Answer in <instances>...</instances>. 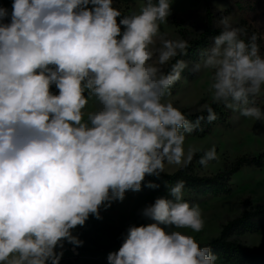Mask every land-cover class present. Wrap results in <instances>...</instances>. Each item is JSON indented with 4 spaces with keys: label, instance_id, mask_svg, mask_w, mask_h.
Instances as JSON below:
<instances>
[{
    "label": "clouds",
    "instance_id": "1",
    "mask_svg": "<svg viewBox=\"0 0 264 264\" xmlns=\"http://www.w3.org/2000/svg\"><path fill=\"white\" fill-rule=\"evenodd\" d=\"M170 14V0H148L131 16L113 0H13L10 13L0 7V264H59L57 247L65 240L82 246L72 230L90 215L99 219L102 205L141 191L145 177H159L166 164L191 162L196 149L186 153L184 141L193 127L162 102L186 64L176 60L167 73L162 66L186 55L189 43L150 47ZM220 24L214 46L201 53L203 67L214 70L213 99L264 120L259 107H247L264 85L258 36L241 39L244 30L227 16ZM93 97L102 107L86 115ZM215 157L213 147L199 163ZM184 188L178 180L169 188L173 199L144 207L152 222L130 226L108 264H215L209 247L167 230L203 228Z\"/></svg>",
    "mask_w": 264,
    "mask_h": 264
},
{
    "label": "rangeland",
    "instance_id": "2",
    "mask_svg": "<svg viewBox=\"0 0 264 264\" xmlns=\"http://www.w3.org/2000/svg\"><path fill=\"white\" fill-rule=\"evenodd\" d=\"M12 2L13 0H0V7L11 11ZM147 2L148 0H113V7L117 8L122 16H131L139 14ZM152 3H158V0H152ZM170 4L171 14L166 21L161 22L160 33L154 37L155 44L150 46L153 50L161 47L165 39L184 40L180 29L184 30L189 38H193L208 28H222L220 20L227 16L233 27L244 30L241 37L245 40L248 41L253 33L257 34L256 42L260 47V55L264 57V31L261 28L263 21L252 14L247 6L237 5L234 0H170ZM260 8L264 9L263 6ZM207 11L213 15L209 16ZM173 19L179 26L172 23ZM157 56L158 53L154 55L153 62ZM170 61L162 66L164 72ZM198 64L200 67L197 70ZM191 71L194 72L195 77L189 79L181 76L177 84L171 87L170 92L166 93L162 102H170L179 110H195L205 108L214 100L211 89L214 70L205 69L202 59L193 65ZM52 91L55 92V88ZM257 97L262 103V107L259 108L264 112V85L261 86V92ZM252 106H254L252 103L247 105V107ZM101 107L93 97L89 100L85 114L99 110ZM240 107L244 105L230 108L229 123L217 126L211 134L204 137L185 136L186 153L189 147L195 148V153L215 148L216 157L206 166L197 168L196 172L200 175L215 174L244 154L258 156L264 153V120L257 121L251 117H244L239 111ZM180 168L181 166L166 164L162 173H174ZM232 184L233 190L229 195H195L190 191L184 192V200L190 205H198L201 209L203 228L200 232H193L187 228L176 229L174 226L168 227L167 230L181 231L193 236L197 242L212 241L221 235L228 221L242 213L245 200H248L249 209L264 203V168L245 167L232 176ZM161 196L173 199L169 191L153 193L144 190L127 191L123 201H113L108 207L102 205L97 222L90 227L83 225L80 228L79 240L83 241V244L79 246L82 251L81 256L73 259L77 260L76 264H108L107 255L101 253L109 254L120 248L126 236L124 233L126 223L136 226L151 223L152 221L142 216V210ZM232 239L252 248H260L264 246V229L255 233H235ZM102 246L108 249L100 251ZM215 264L220 263L216 260Z\"/></svg>",
    "mask_w": 264,
    "mask_h": 264
},
{
    "label": "trees",
    "instance_id": "3",
    "mask_svg": "<svg viewBox=\"0 0 264 264\" xmlns=\"http://www.w3.org/2000/svg\"><path fill=\"white\" fill-rule=\"evenodd\" d=\"M234 1L237 5L247 6L252 14L261 19L263 21L261 28L264 31V9L260 8L261 6L264 7V0ZM207 13L209 16L213 15L210 11H207ZM172 23L179 26L175 19L172 20ZM221 29L208 28L199 32L193 38H189L186 32L180 29L184 40L189 43L187 54L174 57L168 64L165 73L171 71V66L176 60H182L185 62L186 67L181 72V76L188 77L189 79L194 78L195 74L191 71V68L203 59L201 53L205 49L212 47L214 37L219 35ZM241 39L244 38L241 37ZM245 41L247 42V40ZM176 84L177 82L173 86ZM249 100L254 106L262 107L261 100L257 96H250ZM180 111L193 127V131L187 133L185 136L192 137L207 136L217 126L228 124L231 118L230 108L226 107L224 103H218L214 100L203 109H183ZM204 153L205 151L194 153L191 162L174 173H160L159 177L154 175L146 176L142 184V190L149 193L169 191V188L178 180H183L185 182L184 192L190 191L195 195H229L233 190L232 176L234 174L245 167L264 168V153L258 156L244 154L215 174L200 175L196 170L204 166L199 163ZM149 182L157 184L159 187L149 188L146 186ZM243 205L242 213L224 225L222 233L218 238L212 241L198 242L201 247H209L212 253L217 256L220 264H264V246L252 248L232 239L235 233H255L264 229V203H261L254 209L248 208V200H245ZM107 249L108 247L102 246L100 251H106Z\"/></svg>",
    "mask_w": 264,
    "mask_h": 264
},
{
    "label": "crops",
    "instance_id": "4",
    "mask_svg": "<svg viewBox=\"0 0 264 264\" xmlns=\"http://www.w3.org/2000/svg\"><path fill=\"white\" fill-rule=\"evenodd\" d=\"M97 222V218H95L94 216L90 215L88 220L85 222L84 225H87V226H92L93 224H95ZM82 226H77L75 229L72 230V234L74 236H77L78 239H80L81 237L79 236L80 235V228ZM63 248H60V247H57L56 251L57 252H63V256L61 257L60 259V262L59 264H76L77 263V260H73L72 257H71V252H70V246L73 245L71 243H69L68 241H63ZM114 249V248H113ZM81 250V249H80ZM112 251V250H111ZM115 251V250H113ZM82 252V251H81ZM102 255H108L107 253H104L102 252L101 253Z\"/></svg>",
    "mask_w": 264,
    "mask_h": 264
},
{
    "label": "built area",
    "instance_id": "5",
    "mask_svg": "<svg viewBox=\"0 0 264 264\" xmlns=\"http://www.w3.org/2000/svg\"><path fill=\"white\" fill-rule=\"evenodd\" d=\"M132 225H134V224L126 223V225L124 226V233H125V235L127 234L128 228L130 226H132ZM70 252H71L72 259H77V258H79L81 256V250L77 246L71 245L70 246Z\"/></svg>",
    "mask_w": 264,
    "mask_h": 264
}]
</instances>
